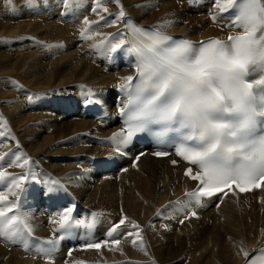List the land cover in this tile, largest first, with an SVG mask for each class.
Masks as SVG:
<instances>
[{
    "label": "bare ground",
    "instance_id": "6f19581e",
    "mask_svg": "<svg viewBox=\"0 0 264 264\" xmlns=\"http://www.w3.org/2000/svg\"><path fill=\"white\" fill-rule=\"evenodd\" d=\"M121 10L143 25H168L160 31L194 41L224 39L239 31L227 26L214 0H75L67 8L62 0H33L31 6L28 0H0V49L7 48L0 56V139L8 137L0 143V157L19 146L17 155L35 162L0 168V195L5 197L0 211L11 215L7 208L16 201L12 192L20 195L23 189L7 178L31 168L42 181H59L63 190L49 199L41 195L43 184L27 183L22 210L31 216L34 229L30 245L47 249L39 241L59 232V210L77 201L78 219L87 222L91 213L99 214L93 240L122 216L129 230L131 222L140 225L143 240L137 239L135 247L130 242L135 237L118 246L98 241L100 250L78 251L75 264H242L245 253L248 257L264 246V188L254 198L229 193L197 208L187 199L193 184L182 177V167L170 168L168 161L148 155L134 166L106 143L113 128L107 117L124 100L119 89L129 82L123 78L134 77L136 69L132 55L118 51L110 60L93 48L118 32L126 35L124 22L95 25L118 17ZM90 26L94 39H82L81 32ZM29 46L35 51L23 53ZM89 90L104 104L90 103ZM194 208L198 220L189 217ZM161 211L164 216L158 218ZM53 219L57 222L51 223ZM141 244L147 254L139 250ZM35 247L26 251L0 241V264H44ZM55 257L68 264L63 254Z\"/></svg>",
    "mask_w": 264,
    "mask_h": 264
},
{
    "label": "snow or ice",
    "instance_id": "6c2138e0",
    "mask_svg": "<svg viewBox=\"0 0 264 264\" xmlns=\"http://www.w3.org/2000/svg\"><path fill=\"white\" fill-rule=\"evenodd\" d=\"M74 2L62 0L66 8ZM32 3L33 0H28L29 6ZM214 3L223 12L233 5L234 0H214ZM238 7L239 13L233 18L232 27L242 24L243 34L229 36L227 43L219 38L201 42L198 46L188 40L170 43L171 38L160 31L168 25H158L152 30L140 29L129 24L123 10L118 17L95 25L97 28L112 26L122 20L129 25L131 33L139 34L145 41L126 43L127 36L118 32L107 40L93 44V48L103 50L110 60L115 59L118 51L137 58L135 69L139 82L133 85L134 99L130 101L133 108L130 113L125 112L124 108L120 109L126 127L112 138H120L115 151L124 154L121 145L131 143L140 133H147L157 141L170 133H178L182 143L175 146L172 154L192 165L186 169L185 176L198 182L196 191L188 194L189 202L197 206L201 205L202 197L217 196L222 200L232 191L230 185H235L243 193L257 187L264 180V135L252 136V130L257 125L264 126V75L251 82L246 79L257 69L264 73V0H240ZM103 11L107 12V9ZM83 23L88 25L89 21L84 20ZM91 31V26L83 30L81 38L93 40ZM123 79L131 84L134 77L129 75ZM258 88L261 89L259 94L256 91ZM119 90L123 91L124 86ZM89 92L92 97L90 103L104 104L91 90ZM3 122L0 117V123ZM4 139H0V143ZM170 151L162 148L154 151L153 155L166 157ZM18 152L19 146L0 157V168H22L26 164L35 163L17 155ZM135 159L138 160L139 156ZM172 163L175 166L178 161L173 160ZM33 178L36 183L43 184L41 195L49 199L57 198L63 190L59 181H42L31 168L19 177L7 178L17 188L23 184V189L20 195L12 192L16 201L7 208V213L11 215L0 211V241L22 245L26 251L35 247L29 243L34 229L29 223L31 216L22 210V197L26 194L27 183L32 182ZM232 194L236 192L232 191ZM4 199L0 195V201ZM75 208L73 204L59 210V229L55 230L61 233L59 239L69 235L73 228L91 230L96 226L99 214L91 213L90 220L86 222L74 216ZM196 215L195 211L191 212V216ZM163 216L164 212L157 213L158 218ZM126 220L127 217L122 216L118 223L111 225L106 233L105 246L109 243L118 246L122 241L128 242L129 237H135L130 241L135 247L137 239L143 240L140 225L131 222L129 230ZM50 222L57 221L53 219ZM179 222L183 223V220ZM149 227L154 228V223H150ZM47 243L52 247H35V251L52 259L56 242L51 240ZM86 247L99 251L102 244L88 243ZM139 250L147 254L143 244ZM245 256L246 264H255L253 258L247 257V253Z\"/></svg>",
    "mask_w": 264,
    "mask_h": 264
},
{
    "label": "rangeland",
    "instance_id": "374dc122",
    "mask_svg": "<svg viewBox=\"0 0 264 264\" xmlns=\"http://www.w3.org/2000/svg\"><path fill=\"white\" fill-rule=\"evenodd\" d=\"M39 7H40V5H38ZM46 29H48L47 27L46 28H44V31L46 30ZM42 35H44V34H41L40 35V37L42 36ZM26 40L25 39H20V43L22 44V45H25V46H28L27 44V42H25ZM24 52L23 53H28V52H33V51H35V48L33 47V46H29V48L28 49H24L23 50ZM6 53H7V48H1L0 49V56H4V55H6ZM124 66H125V64H124ZM116 85H118V84H116ZM72 97H74L75 95H71ZM76 99H78V97H76ZM59 118H62V117H58V120H59ZM63 119V118H62ZM33 180L35 181V178H33ZM173 220V219H172ZM250 223V222H249ZM44 224V223H43ZM167 230V227H165L164 228V230ZM165 230V231H166Z\"/></svg>",
    "mask_w": 264,
    "mask_h": 264
}]
</instances>
